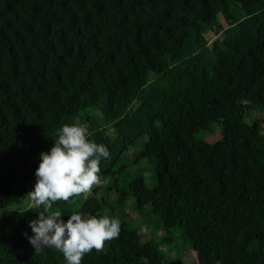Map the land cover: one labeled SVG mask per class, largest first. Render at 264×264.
Masks as SVG:
<instances>
[{
  "label": "trees",
  "instance_id": "obj_1",
  "mask_svg": "<svg viewBox=\"0 0 264 264\" xmlns=\"http://www.w3.org/2000/svg\"><path fill=\"white\" fill-rule=\"evenodd\" d=\"M249 110L264 111V0H0V264H67L24 236L42 206L8 208L32 200L40 153L76 121L110 150L100 180L148 137L136 160L154 187L141 177L130 193L183 231L199 264H264V129ZM218 127L219 142L202 139ZM87 193L54 210L67 220ZM107 208L90 198L78 211ZM141 256L173 264L123 222L82 264Z\"/></svg>",
  "mask_w": 264,
  "mask_h": 264
},
{
  "label": "clouds",
  "instance_id": "obj_2",
  "mask_svg": "<svg viewBox=\"0 0 264 264\" xmlns=\"http://www.w3.org/2000/svg\"><path fill=\"white\" fill-rule=\"evenodd\" d=\"M109 156L108 146L91 139L86 124L76 121L57 130L50 149L40 153L31 191L35 205L43 208L29 221L32 234L24 233L35 251L55 248L67 264H82L86 254L103 249L106 241L119 236L121 222L117 217L74 211L65 220L64 212L53 207L55 202L68 201L99 184L101 162ZM140 262L150 264L147 256H141Z\"/></svg>",
  "mask_w": 264,
  "mask_h": 264
},
{
  "label": "rangeland",
  "instance_id": "obj_3",
  "mask_svg": "<svg viewBox=\"0 0 264 264\" xmlns=\"http://www.w3.org/2000/svg\"><path fill=\"white\" fill-rule=\"evenodd\" d=\"M232 31L233 28L227 29L226 27L227 34ZM206 37L210 46H212L215 40L221 38V35L213 31L209 32ZM245 120L250 124L259 122L264 129V111L249 110ZM202 139L211 144L219 142L221 140L220 128H216L215 134H204ZM147 141L148 137L126 155L125 162L122 165L125 166V170L122 169V166L115 169L114 174L105 180H100L99 184H96L86 195L65 205V209L71 212L78 211L90 198L105 201L108 208L103 215L117 217L121 223L129 224L144 241L157 244L161 252L173 264H199L198 255L192 248L191 243L185 239L183 231L179 228L167 229L152 214L150 205L139 208L136 199L130 193L131 182L137 178L142 177L149 188L154 187L155 174H153V166L147 160H136ZM33 206L36 207L35 202L26 198L22 205L14 204L8 208V211H21ZM5 213V211H0L1 215Z\"/></svg>",
  "mask_w": 264,
  "mask_h": 264
}]
</instances>
